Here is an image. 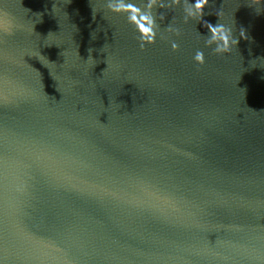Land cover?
<instances>
[{
    "label": "water",
    "instance_id": "95a60500",
    "mask_svg": "<svg viewBox=\"0 0 264 264\" xmlns=\"http://www.w3.org/2000/svg\"><path fill=\"white\" fill-rule=\"evenodd\" d=\"M0 264H264V0H0Z\"/></svg>",
    "mask_w": 264,
    "mask_h": 264
}]
</instances>
